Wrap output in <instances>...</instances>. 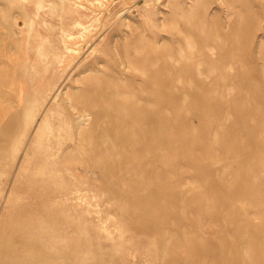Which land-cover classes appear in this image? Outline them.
<instances>
[{"label": "rangeland", "instance_id": "rangeland-1", "mask_svg": "<svg viewBox=\"0 0 264 264\" xmlns=\"http://www.w3.org/2000/svg\"><path fill=\"white\" fill-rule=\"evenodd\" d=\"M0 64V264H264V0H0Z\"/></svg>", "mask_w": 264, "mask_h": 264}, {"label": "bare ground", "instance_id": "bare-ground-1", "mask_svg": "<svg viewBox=\"0 0 264 264\" xmlns=\"http://www.w3.org/2000/svg\"><path fill=\"white\" fill-rule=\"evenodd\" d=\"M99 21V20H98ZM75 26H83L80 22H75ZM32 32V31H31ZM68 35V34H67ZM73 36H75V35H73ZM69 39H72V36L71 35H68L67 36ZM69 39H68V41H69ZM66 44V43H65ZM77 46V45H76ZM81 46V45H80ZM64 48H66V50L68 51V52H73L74 50H72V48H68V45H66V47H64ZM74 53H75V51H74ZM56 55H57V53H56ZM67 55V54H66ZM65 57V56H64ZM63 57V58H64ZM56 58H58L59 59V56L58 57H56ZM66 58V57H65ZM57 59V60H58ZM63 60V59H62ZM62 60H61V63H62ZM60 61V60H59ZM101 63V62H100ZM1 65V64H0ZM25 65H26V63H25ZM69 67V66H68ZM8 79H6V77H5V75H4V72H3V70H2V68L0 67V93L2 94V97H4V96H7V95H9V92H8V81H7ZM12 81V80H11ZM11 85L13 86V89H14V93H16V85L13 83V82H11ZM67 85V84H66ZM59 93V92H58ZM58 96V95H57ZM56 96V97H57ZM48 98V97H47ZM123 102V101H122ZM121 103V102H120ZM124 104V103H123ZM32 106V105H31ZM124 107H125V109L127 108V106L124 104L123 105ZM132 106V105H131ZM57 107V106H56ZM64 107V106H63ZM134 106H132V107H129V108H127L128 109V111H129V109L130 108H133ZM31 108V107H30ZM32 109V108H31ZM30 109V110H31ZM59 109V108H58ZM57 109V110H58ZM135 109V107L132 109V110H130V112L131 111H133ZM87 111H89V109H87ZM66 112V111H65ZM129 112V113H130ZM50 113H52V112H50ZM63 113V112H62ZM128 113V112H127ZM92 114H93V112H90L89 111V114H88V116L89 117H91L92 116ZM54 115V114H53ZM34 116V115H33ZM52 117V116H51ZM59 117H60V115H59ZM45 118V117H44ZM52 119V118H51ZM45 120V119H44ZM47 120V119H46ZM45 124V123H44ZM42 125V124H41ZM50 125L51 124H49L48 122H46V126H48L49 128H50ZM82 126V124H79V126H78V128H80ZM48 127H47V129H48ZM45 131H46V133H47V130L45 129ZM51 130L49 129V132H50ZM38 133V132H37ZM60 137V136H59ZM57 140V139H56ZM40 141V140H39ZM43 141V140H42ZM47 142V141H46ZM95 148V147H94ZM48 150H49V148H48ZM96 153V152H95ZM52 155V154H51ZM62 218V217H61ZM113 221V220H112ZM116 222V221H115ZM36 226H37V223H36ZM38 227V226H37ZM106 231V230H105ZM107 231H108V229H107ZM13 232V231H12ZM22 234V233H21ZM29 235V234H28ZM12 236H10V238H11ZM16 237V236H15ZM18 237H19V234H18ZM28 237V236H27ZM17 238V237H16ZM33 238V237H32ZM9 239V238H8ZM34 239V238H33ZM11 241V240H10ZM14 242H15V240H14ZM13 242V243H14ZM27 242V241H26ZM10 244V243H9ZM21 244V243H20ZM43 244V243H42ZM36 245V244H35ZM9 246V245H8ZM7 246V247H8ZM13 246V245H12ZM11 247V246H10ZM19 247V246H18ZM23 248V247H22ZM15 250V249H14ZM17 250H20V247H19V249L17 248ZM17 250H16V252H17ZM22 250V249H21ZM23 250H25V249H23ZM53 251V250H52ZM6 252V251H5ZM4 252V253H5ZM23 252V251H22ZM31 252V251H30ZM12 253V252H11ZM15 253V252H14ZM32 253H34V251L32 252ZM13 254V253H12ZM22 254V253H21ZM15 255V254H14ZM1 257V256H0ZM6 258H7V256H6ZM13 258H15V257H13ZM3 259V258H2ZM1 259V260H2ZM57 259V258H56ZM12 260V259H11ZM48 261V260H47ZM5 262V261H4ZM49 262V261H48ZM10 264V263H9ZM39 264H41V263H39Z\"/></svg>", "mask_w": 264, "mask_h": 264}]
</instances>
